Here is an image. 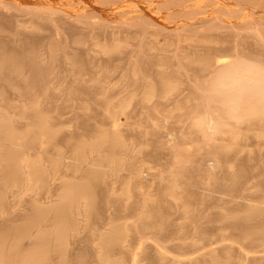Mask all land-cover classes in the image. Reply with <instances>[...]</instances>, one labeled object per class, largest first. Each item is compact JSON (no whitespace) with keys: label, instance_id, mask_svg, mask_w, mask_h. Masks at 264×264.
Segmentation results:
<instances>
[{"label":"rangeland","instance_id":"obj_1","mask_svg":"<svg viewBox=\"0 0 264 264\" xmlns=\"http://www.w3.org/2000/svg\"><path fill=\"white\" fill-rule=\"evenodd\" d=\"M218 53L264 66V0H0V60L34 55L49 70L47 91L31 98L23 89L27 67L20 78L0 76V113L15 110L18 119L17 112L38 99L61 133L50 155L60 150L67 156L73 144L105 127L108 101L126 103L121 129L131 146L123 166L104 180L109 202L97 197L95 210L82 218L73 259L114 224L130 228L127 264H264V244L245 235L238 217L264 194V145L256 130L243 126L240 148L222 156L216 170L204 164L209 148L191 145L188 108L195 107L191 100L204 77L201 64L190 59ZM163 75L174 77L177 92L147 99V86ZM167 132L177 136L175 146L193 149L189 178L179 181L181 200L160 202L173 177ZM229 167L243 171L236 186L224 179ZM91 168L83 164L75 174L65 168L61 178H81ZM138 173L142 186L126 194ZM59 188L60 181L51 182L52 194ZM45 195L37 188L10 194L0 228L29 214L35 202H47ZM148 195L163 209V223L140 220ZM85 264L97 263L91 258Z\"/></svg>","mask_w":264,"mask_h":264},{"label":"bare ground","instance_id":"obj_2","mask_svg":"<svg viewBox=\"0 0 264 264\" xmlns=\"http://www.w3.org/2000/svg\"><path fill=\"white\" fill-rule=\"evenodd\" d=\"M190 61L201 64L204 77L191 100L195 107L188 108L192 119L191 145L209 148L204 164L207 170H216L222 168V156L240 148L238 139L243 126L255 129L256 137L264 145V66L228 53L193 56ZM25 67L29 76L23 86L24 96L44 94L49 85V70L37 62L34 55L3 56L0 76L9 74L20 78ZM157 78V84L147 86V99L157 95L168 99L177 92L174 77ZM32 100L29 109L17 112L18 119L15 110L11 115L0 113V217L8 214L10 194L20 189H45L48 201L35 202L29 214L10 220L0 228V264H69L71 261L85 264L91 258L97 264H127L124 249L130 228L114 224L87 245L80 257L72 258L82 218L87 219L95 210L97 197L109 202L104 180L108 171H117L123 166L126 151L131 146L121 129L125 101L117 105L108 101L106 126L95 131L89 140L73 144L66 156L60 150L49 154V146L61 133L50 115L40 108L39 100ZM166 136V143H172L169 152L173 154L174 167L170 183L160 193V202L168 197L179 201V181L189 178L188 163L193 148L190 150L184 144L175 146L177 136L172 132H167ZM67 160L76 165L69 168ZM89 163L93 168L86 169L81 178L67 181L61 178L65 168L75 174L83 164ZM229 168L231 171L224 179L236 186L243 171ZM56 180L60 181V188L52 194L51 182ZM135 185L142 186V173L123 191L130 194ZM149 197L142 200L140 220L163 223V209L150 202ZM183 206L189 210L193 203L187 199ZM238 217L245 225V235L264 244V194L258 204L244 208ZM232 257L231 252L225 253L226 260ZM217 259L213 257V262Z\"/></svg>","mask_w":264,"mask_h":264}]
</instances>
